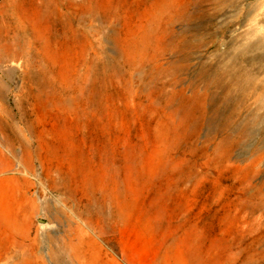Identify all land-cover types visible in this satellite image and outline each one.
Masks as SVG:
<instances>
[{
  "label": "rangeland",
  "instance_id": "obj_1",
  "mask_svg": "<svg viewBox=\"0 0 264 264\" xmlns=\"http://www.w3.org/2000/svg\"><path fill=\"white\" fill-rule=\"evenodd\" d=\"M0 264H264V0H0Z\"/></svg>",
  "mask_w": 264,
  "mask_h": 264
}]
</instances>
